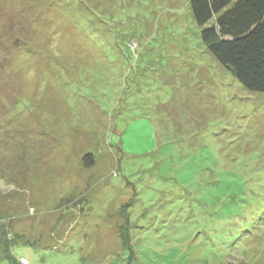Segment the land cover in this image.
<instances>
[{
  "label": "rangeland",
  "instance_id": "obj_1",
  "mask_svg": "<svg viewBox=\"0 0 264 264\" xmlns=\"http://www.w3.org/2000/svg\"><path fill=\"white\" fill-rule=\"evenodd\" d=\"M189 1L0 0L14 262L264 264V95Z\"/></svg>",
  "mask_w": 264,
  "mask_h": 264
},
{
  "label": "trees",
  "instance_id": "obj_2",
  "mask_svg": "<svg viewBox=\"0 0 264 264\" xmlns=\"http://www.w3.org/2000/svg\"><path fill=\"white\" fill-rule=\"evenodd\" d=\"M189 6L206 51L245 91L264 95V0H190ZM83 161L94 163L91 154ZM12 238L0 225L2 264H20L10 253Z\"/></svg>",
  "mask_w": 264,
  "mask_h": 264
}]
</instances>
